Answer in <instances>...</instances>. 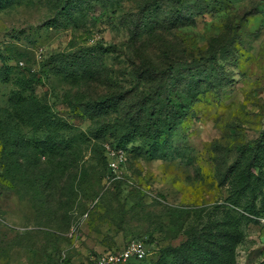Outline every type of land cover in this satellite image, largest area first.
<instances>
[{"label": "rangeland", "instance_id": "obj_1", "mask_svg": "<svg viewBox=\"0 0 264 264\" xmlns=\"http://www.w3.org/2000/svg\"><path fill=\"white\" fill-rule=\"evenodd\" d=\"M18 86L72 126L60 154L17 126ZM263 130L264 0H0V264H94L131 241L152 257L127 264H154ZM245 233L237 263L260 264L264 218Z\"/></svg>", "mask_w": 264, "mask_h": 264}, {"label": "trees", "instance_id": "obj_2", "mask_svg": "<svg viewBox=\"0 0 264 264\" xmlns=\"http://www.w3.org/2000/svg\"><path fill=\"white\" fill-rule=\"evenodd\" d=\"M25 89L18 86L8 100L17 126L28 125L24 122L25 115L29 121L34 119L38 123L34 125L45 132L37 147L44 154H60L63 152L62 142L58 141L60 135L72 126L41 105L31 90L24 96ZM179 117V112L166 113L152 127L161 134L171 131L176 124L174 119ZM11 118L9 114L6 120L13 121ZM133 127L130 125L125 144L139 135V130ZM12 136L2 140L0 167L6 174L10 171L7 143L13 141ZM222 185L227 188V196L221 202L185 215L188 223L183 230L184 240L177 246L160 249L154 264H238L237 253L246 239L245 228L260 224L264 218V130L240 150L238 158L226 170ZM148 257L149 254L141 262L152 256Z\"/></svg>", "mask_w": 264, "mask_h": 264}, {"label": "built area", "instance_id": "obj_3", "mask_svg": "<svg viewBox=\"0 0 264 264\" xmlns=\"http://www.w3.org/2000/svg\"><path fill=\"white\" fill-rule=\"evenodd\" d=\"M113 156L120 155V159L122 160L121 151L112 153ZM120 160V161H121ZM117 162L116 164H118ZM116 164H111L110 166L113 168H117ZM146 249L143 242L139 241H131L127 244V246L117 253H107L100 255L96 258L94 264H127L131 260L141 261L146 257ZM58 264H66L64 262H59Z\"/></svg>", "mask_w": 264, "mask_h": 264}]
</instances>
